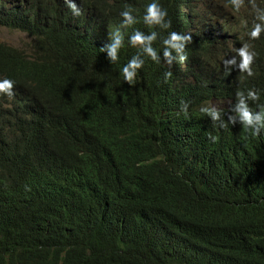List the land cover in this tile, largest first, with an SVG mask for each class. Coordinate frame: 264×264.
<instances>
[{"label": "trees", "instance_id": "trees-1", "mask_svg": "<svg viewBox=\"0 0 264 264\" xmlns=\"http://www.w3.org/2000/svg\"><path fill=\"white\" fill-rule=\"evenodd\" d=\"M151 2L0 0V264H264V0Z\"/></svg>", "mask_w": 264, "mask_h": 264}, {"label": "clouds", "instance_id": "clouds-1", "mask_svg": "<svg viewBox=\"0 0 264 264\" xmlns=\"http://www.w3.org/2000/svg\"><path fill=\"white\" fill-rule=\"evenodd\" d=\"M65 2L67 4V7L73 12L74 15L79 14L78 9L76 8V5L74 3H72V0H65ZM120 15L125 17L126 20H129V22H130V18H129L127 11H121ZM165 15H166V11L163 10L159 6V4L156 2V0H152V2L147 4V6L145 8L144 20H145V22H148V23L159 24L161 21V18L164 17ZM165 27H167V25H165ZM259 32H260V27H259V25H257L251 31L250 35L252 37H256L259 34ZM153 36H154V33H153V35L143 37L137 31V32H134V34L132 35L131 38L137 42H143L145 40H152ZM186 39H189V38L186 36H181L175 32H170L167 39L164 41V43L168 44L172 49L179 51L180 48H182V42ZM119 44H120L119 37H117L116 39L113 40V42L110 45L106 46L107 55L110 59H112V60L117 59V51L119 49ZM144 51L146 52V54L148 55L149 58L155 59L154 49H152L151 47H145ZM237 52H238V55L240 56V60H241L240 67L246 68L252 59L251 53L248 52L246 46L240 47L237 50ZM164 56L169 57V52L167 49L164 51ZM181 59H183V57H181ZM230 62H231L230 60L225 61V63H230ZM136 67H139V63L135 59L129 60L126 64H124L120 70L122 73V76H123V80H125L129 84H131L133 82L132 81L133 72H134V69ZM12 84H13V82L7 78L0 79V92H4L8 95H11L10 89L12 87ZM248 95L255 98L251 91H249ZM217 103L218 102H213L212 105L217 106L216 105ZM228 106H229V103L220 102V106L218 108H225ZM186 107H187L186 105H182L181 110L183 111ZM236 111L238 113L239 120L242 122V125L245 127L246 130H247V126L251 125L253 123V121H256L259 126L264 127V108H262L259 113H251L249 111L248 107L243 103V100H241L236 105ZM200 112L205 113L212 120L217 119L219 116V113L216 110H214L212 108H208V107H201ZM251 134L253 136H255L256 131L253 130L251 132ZM210 139H212L214 141L215 137L214 136L210 137Z\"/></svg>", "mask_w": 264, "mask_h": 264}, {"label": "rangeland", "instance_id": "rangeland-1", "mask_svg": "<svg viewBox=\"0 0 264 264\" xmlns=\"http://www.w3.org/2000/svg\"><path fill=\"white\" fill-rule=\"evenodd\" d=\"M0 42L27 50L30 47L32 40L28 38L26 34L11 31L6 28H0Z\"/></svg>", "mask_w": 264, "mask_h": 264}, {"label": "bare ground", "instance_id": "bare-ground-1", "mask_svg": "<svg viewBox=\"0 0 264 264\" xmlns=\"http://www.w3.org/2000/svg\"><path fill=\"white\" fill-rule=\"evenodd\" d=\"M216 105H217V107H219L220 106V102H218Z\"/></svg>", "mask_w": 264, "mask_h": 264}]
</instances>
